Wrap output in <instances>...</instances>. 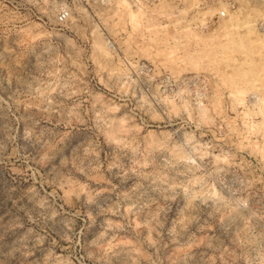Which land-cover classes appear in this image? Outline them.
<instances>
[{
	"label": "rangeland",
	"instance_id": "374dc122",
	"mask_svg": "<svg viewBox=\"0 0 264 264\" xmlns=\"http://www.w3.org/2000/svg\"><path fill=\"white\" fill-rule=\"evenodd\" d=\"M263 119L264 0H0V264H264Z\"/></svg>",
	"mask_w": 264,
	"mask_h": 264
},
{
	"label": "built area",
	"instance_id": "2783aa9c",
	"mask_svg": "<svg viewBox=\"0 0 264 264\" xmlns=\"http://www.w3.org/2000/svg\"><path fill=\"white\" fill-rule=\"evenodd\" d=\"M219 15H220V16H223V15H224V12L221 11V12L219 13ZM67 17H68V13H67L66 11H61V12L59 13V15H58V19H59L60 21H64V20H66Z\"/></svg>",
	"mask_w": 264,
	"mask_h": 264
},
{
	"label": "bare ground",
	"instance_id": "6f19581e",
	"mask_svg": "<svg viewBox=\"0 0 264 264\" xmlns=\"http://www.w3.org/2000/svg\"><path fill=\"white\" fill-rule=\"evenodd\" d=\"M122 1H123V0H122ZM128 8H129V7H128ZM78 12H79V11H78ZM80 12H81V11H80ZM125 13H126V12H125ZM130 13H131V12H130ZM135 13H136V12H135ZM130 15H132V13H131ZM130 15H129V16H130ZM134 15H135V14H134ZM134 17H136V16H134ZM130 18H132V16H130ZM139 18H140V17H139ZM132 19H133V18H132ZM127 20H128V19H127ZM129 21H130V19H129ZM135 21H137V17L135 18ZM137 22H138V21H137ZM130 23H131V22H130ZM132 24L134 25V22H132L131 25H132ZM94 32H95V31H94ZM98 34H99V33H98ZM98 36H99V35H98ZM100 39H101V38H100ZM101 40H102V39H101ZM94 46H96V45H94ZM100 46H102V45L100 44ZM98 47H99V46H98ZM101 48H102V47H101ZM96 50H97V49H96ZM103 50L106 51L105 48H103L102 51H103ZM253 93H254V92H253ZM255 98H256V96H255ZM255 103H256V102H255ZM263 120H264V119H263ZM248 127H249V126H248ZM253 130H254V129H253ZM236 216H237V215H236Z\"/></svg>",
	"mask_w": 264,
	"mask_h": 264
}]
</instances>
